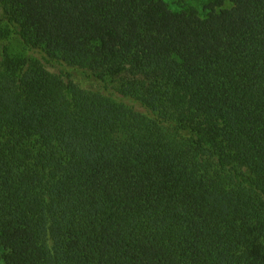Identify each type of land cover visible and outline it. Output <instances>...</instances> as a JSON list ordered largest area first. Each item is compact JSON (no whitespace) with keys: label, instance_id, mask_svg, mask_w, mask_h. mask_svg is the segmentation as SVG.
I'll list each match as a JSON object with an SVG mask.
<instances>
[{"label":"trees","instance_id":"trees-1","mask_svg":"<svg viewBox=\"0 0 264 264\" xmlns=\"http://www.w3.org/2000/svg\"><path fill=\"white\" fill-rule=\"evenodd\" d=\"M1 38L41 57L0 52V264H264V0H0Z\"/></svg>","mask_w":264,"mask_h":264},{"label":"rangeland","instance_id":"rangeland-1","mask_svg":"<svg viewBox=\"0 0 264 264\" xmlns=\"http://www.w3.org/2000/svg\"><path fill=\"white\" fill-rule=\"evenodd\" d=\"M170 7L175 10V11H179L181 10V8L184 5H193L196 6L198 8H202V5L204 2H206L207 0H166ZM10 39L8 38H1L0 39V52H1V48L7 44L10 43ZM10 46L13 50H15L16 52H26L28 54H30L31 56H35L36 58H40L41 57V51L40 50H25V48L23 47V45L19 42V41H13L12 43H10ZM30 51V52H29ZM90 87V84L88 85Z\"/></svg>","mask_w":264,"mask_h":264}]
</instances>
